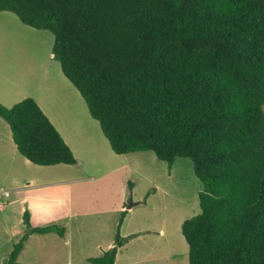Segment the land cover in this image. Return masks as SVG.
I'll use <instances>...</instances> for the list:
<instances>
[{
    "label": "trees",
    "instance_id": "obj_1",
    "mask_svg": "<svg viewBox=\"0 0 264 264\" xmlns=\"http://www.w3.org/2000/svg\"><path fill=\"white\" fill-rule=\"evenodd\" d=\"M0 11L52 33V58L112 152L191 161L202 189L180 226L187 264H264V0H0ZM0 117L29 162L75 163L32 97L0 103ZM126 212L88 263L115 264L135 235H120ZM21 223L5 264H22L30 235L64 237L27 208Z\"/></svg>",
    "mask_w": 264,
    "mask_h": 264
},
{
    "label": "rangeland",
    "instance_id": "obj_2",
    "mask_svg": "<svg viewBox=\"0 0 264 264\" xmlns=\"http://www.w3.org/2000/svg\"><path fill=\"white\" fill-rule=\"evenodd\" d=\"M52 42L49 31L0 11V81L10 84L3 100L13 105L32 97L41 109L47 106L75 157L74 164L39 166L21 156L9 138L12 147L0 152V190L10 193L0 206V264L21 234L25 208L32 225L56 223L65 233L63 238L30 235L17 258L22 264H90L83 257L98 256L112 245L122 210L128 213L120 235H135L119 249L115 264H187L180 226L199 212L202 189L191 161L177 157L169 167L151 151L112 152L85 102L50 57ZM0 127L9 135L1 118Z\"/></svg>",
    "mask_w": 264,
    "mask_h": 264
},
{
    "label": "crops",
    "instance_id": "obj_3",
    "mask_svg": "<svg viewBox=\"0 0 264 264\" xmlns=\"http://www.w3.org/2000/svg\"><path fill=\"white\" fill-rule=\"evenodd\" d=\"M50 57H52V54H51V51H50ZM53 59V58H52ZM55 60V59H54ZM57 61V60H56ZM61 70V69H60ZM62 73V72H61ZM63 75V74H62ZM64 76V75H63ZM65 77V76H64ZM66 78V77H65ZM69 82V81H68ZM9 83H10V81H9ZM70 83V82H69ZM71 84V83H70ZM72 85V84H71ZM73 86V85H72ZM74 87V86H73ZM8 88H10V84H6L4 81H0V97H2V98H0V99H2V101H4L3 103H7V102H5V100H3V99H7V96L9 95V91H7V89ZM76 90V89H75ZM77 91V90H76ZM79 94V93H78ZM80 95V94H79ZM82 98V97H81ZM34 99V98H33ZM35 100V99H34ZM36 101V100H35ZM84 101V100H83ZM8 104V103H7ZM6 104V105H7ZM9 105V104H8ZM9 106H12V104L11 105H9ZM42 111L45 113V115L47 114L48 116H49V119H50V121L51 122H53L54 123V125L57 127V129H58V126L57 125H59V122H58V120H57V117H56V115L54 114V112L53 111H51L50 112V110H49V108L46 106H43L42 105ZM88 111V110H87ZM49 113V114H48ZM91 117V116H90ZM1 118V117H0ZM2 119V118H1ZM93 119V118H92ZM3 120V119H2ZM4 121V120H3ZM5 122V121H4ZM6 123V122H5ZM52 123V124H53ZM56 123V124H55ZM7 124V123H6ZM7 126H8V124H7ZM8 128H9V126H8ZM59 130V129H58ZM60 131V130H59ZM9 138L11 139V141H12V136H11V131H10V129H9V135H8V133H7V131H6V129L4 128V127H0V152L2 153V152H4V149H9V148H11L12 147V145H11V143H10V141H9ZM106 139V138H105ZM12 144L14 145V147H15V144L13 143V141H12ZM16 148V147H15ZM17 150V149H16ZM18 152V151H17ZM26 159V158H25ZM27 160V159H26ZM28 161V160H27ZM31 163V162H30ZM56 165H58V164H56ZM65 165H67V164H65ZM52 166H54V165H52ZM3 207V206H2ZM127 213H128V210H127V212H126V214H125V216L127 215ZM124 216V217H125ZM124 219V218H123ZM107 248H109V245L105 248V250L107 249ZM104 251V250H103ZM102 251V252H103ZM101 252V253H102ZM100 253V254H101ZM118 253V252H117ZM88 257H91V256H84L83 258L86 260ZM116 259H117V254H116V257H115V263H116ZM87 261V260H86Z\"/></svg>",
    "mask_w": 264,
    "mask_h": 264
},
{
    "label": "built area",
    "instance_id": "obj_4",
    "mask_svg": "<svg viewBox=\"0 0 264 264\" xmlns=\"http://www.w3.org/2000/svg\"><path fill=\"white\" fill-rule=\"evenodd\" d=\"M9 194L8 190H0V206H4L8 203L7 198Z\"/></svg>",
    "mask_w": 264,
    "mask_h": 264
},
{
    "label": "water",
    "instance_id": "obj_5",
    "mask_svg": "<svg viewBox=\"0 0 264 264\" xmlns=\"http://www.w3.org/2000/svg\"><path fill=\"white\" fill-rule=\"evenodd\" d=\"M130 207V206H129Z\"/></svg>",
    "mask_w": 264,
    "mask_h": 264
}]
</instances>
